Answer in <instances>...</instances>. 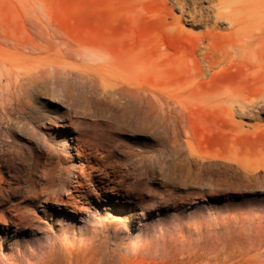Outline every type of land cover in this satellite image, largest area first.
Segmentation results:
<instances>
[{"label": "rangeland", "instance_id": "rangeland-1", "mask_svg": "<svg viewBox=\"0 0 264 264\" xmlns=\"http://www.w3.org/2000/svg\"><path fill=\"white\" fill-rule=\"evenodd\" d=\"M238 4L264 26V0ZM188 18L167 0H0V147L34 164L0 199V264H264V31L213 71ZM87 130L111 132L130 194L97 170L70 196Z\"/></svg>", "mask_w": 264, "mask_h": 264}, {"label": "bare ground", "instance_id": "bare-ground-1", "mask_svg": "<svg viewBox=\"0 0 264 264\" xmlns=\"http://www.w3.org/2000/svg\"><path fill=\"white\" fill-rule=\"evenodd\" d=\"M167 1H169L171 9L180 10L182 17L188 16L190 18L188 19L193 21L194 23L197 22V24H204L206 26V30L202 34V40L203 43H205V40H207L208 42H206L203 47V60L207 63L208 68L213 71H215L216 68L224 70L226 68H229L236 59H243L248 57L249 52L254 49V45L256 44L255 41L264 31V26H262L260 23H255L248 13H244V8L242 5L238 4V0ZM240 2L243 3V0H240ZM224 24H226L227 26H221ZM216 35L228 36L234 39V42L231 46V50L227 51L225 55L215 57L210 56L209 53L211 50L210 41ZM84 135L86 136L87 141L83 144L84 147L78 148L82 149V154L83 152L85 153L84 158H87L88 165L86 164L82 166L81 172L79 174H74L77 185H75L73 189L68 188L70 196L72 197V194L74 193L75 195H79L82 198L86 197L85 194L86 192L91 190V187H87L88 189H84L85 184L82 181L87 179L91 180L92 182H97V177L99 175L95 173V171L97 170H101L104 173L105 178L110 181L109 183L113 184L111 185V187L116 190L117 194H119L122 190L125 189H123L121 185H115V180L117 178H119L118 180H120L121 178L122 183L126 184L127 179L126 177L121 176L119 170L116 169V166H114L113 158L115 156L116 151L115 147H111L110 144L111 132L108 133L106 131L98 132L96 130H87L86 132H84ZM77 145L81 146V144L79 143ZM20 154H14V152L12 153L10 151L5 150L4 147H0V168L8 169L10 171L15 168L16 170V177L12 178L11 180L5 179L0 176V199L7 198V196L12 195L14 192H21L24 187V190H26V188L28 187V182L30 181L34 164L31 162V154ZM108 165H111V167H109ZM126 173L127 172H125V174ZM80 187H83V189ZM97 188L103 187L101 186V184H99L95 188V191L97 190ZM126 189L127 190L125 191L127 192V195L130 194L131 184H129V186L127 185ZM58 196L60 197V195Z\"/></svg>", "mask_w": 264, "mask_h": 264}]
</instances>
